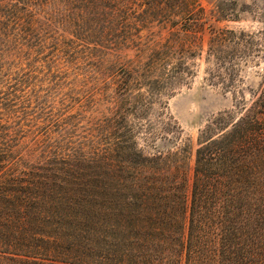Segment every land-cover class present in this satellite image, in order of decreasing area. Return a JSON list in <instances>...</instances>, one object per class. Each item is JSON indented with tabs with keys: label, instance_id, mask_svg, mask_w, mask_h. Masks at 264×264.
<instances>
[{
	"label": "trees",
	"instance_id": "obj_1",
	"mask_svg": "<svg viewBox=\"0 0 264 264\" xmlns=\"http://www.w3.org/2000/svg\"><path fill=\"white\" fill-rule=\"evenodd\" d=\"M204 21L195 0H0V264H264V84L191 167L156 147ZM243 35L211 29L212 80Z\"/></svg>",
	"mask_w": 264,
	"mask_h": 264
},
{
	"label": "rangeland",
	"instance_id": "obj_2",
	"mask_svg": "<svg viewBox=\"0 0 264 264\" xmlns=\"http://www.w3.org/2000/svg\"><path fill=\"white\" fill-rule=\"evenodd\" d=\"M204 11V23L193 28L191 42L193 55L188 56L191 73L171 95H164L154 103L151 116L171 115L177 130L170 140L157 141L158 149L171 148L183 156L191 167L198 146L200 131L216 116L229 112L233 118L240 115L241 105L248 106L264 84V0H195ZM225 27L241 36L245 56L236 77L225 74L223 68L211 79L206 73V51L211 29ZM235 38L234 40H236ZM233 48H227L230 53ZM242 54V55H244ZM235 61V57L233 56ZM245 63V64H244ZM229 64H227V67ZM220 74V75H219ZM219 75V76H218ZM211 79V81H209ZM224 84H231L226 88ZM147 150L151 151V147ZM189 172L187 189H190Z\"/></svg>",
	"mask_w": 264,
	"mask_h": 264
}]
</instances>
